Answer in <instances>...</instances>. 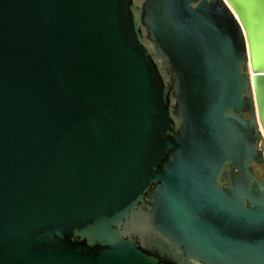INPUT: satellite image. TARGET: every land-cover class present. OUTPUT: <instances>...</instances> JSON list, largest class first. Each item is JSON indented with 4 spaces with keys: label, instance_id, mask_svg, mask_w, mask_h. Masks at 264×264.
Returning <instances> with one entry per match:
<instances>
[{
    "label": "water",
    "instance_id": "95a60500",
    "mask_svg": "<svg viewBox=\"0 0 264 264\" xmlns=\"http://www.w3.org/2000/svg\"><path fill=\"white\" fill-rule=\"evenodd\" d=\"M262 162L264 0H0V264H264Z\"/></svg>",
    "mask_w": 264,
    "mask_h": 264
},
{
    "label": "flooded vegetation",
    "instance_id": "af4514ba",
    "mask_svg": "<svg viewBox=\"0 0 264 264\" xmlns=\"http://www.w3.org/2000/svg\"><path fill=\"white\" fill-rule=\"evenodd\" d=\"M244 118H245V119H249L250 116L247 115V114H245V115H244ZM228 169H229V168H226L225 171L228 170ZM256 174H257V176H258V178H259L260 180H264V162H262V163L260 164L259 169L257 170ZM227 183H228V181H227L226 178L224 177V180L222 181V184H223L224 186H226Z\"/></svg>",
    "mask_w": 264,
    "mask_h": 264
}]
</instances>
